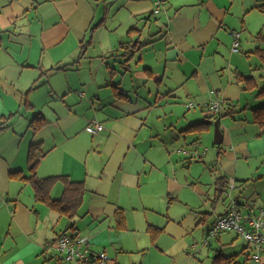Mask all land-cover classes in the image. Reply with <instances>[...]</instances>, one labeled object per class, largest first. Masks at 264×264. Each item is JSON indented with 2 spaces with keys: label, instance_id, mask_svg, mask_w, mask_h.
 Returning a JSON list of instances; mask_svg holds the SVG:
<instances>
[{
  "label": "crops",
  "instance_id": "1",
  "mask_svg": "<svg viewBox=\"0 0 264 264\" xmlns=\"http://www.w3.org/2000/svg\"><path fill=\"white\" fill-rule=\"evenodd\" d=\"M131 3L137 21L154 19L158 24L148 40L139 38L146 45L142 50L149 51L147 57L127 55L136 41L132 32L139 31L135 26L129 41L120 42L114 51L105 47L98 59H88L87 46L101 27L99 8L107 0H0V123L8 121L0 130V264H72L57 250L56 240L63 234L106 252L112 257L106 264H118L119 255L129 251L123 236L136 231L129 214H156L182 199L176 156L185 155L183 149L175 151L172 139L179 137L172 124L169 136L154 131L162 116L158 120L153 114L164 111L173 123L174 115L168 116L166 109L174 111L179 97H193L190 102L205 109L203 118L188 126L206 119L212 99L237 106L238 113L220 118V145L214 144L215 127L209 124L195 131L193 145L212 144L215 155L209 158L207 148L204 155L217 161V179L234 180L235 188L228 191L216 179L215 200L225 190L243 210L250 201L264 206V123H255L252 112L264 107V76L258 81L254 75L264 73V58L257 52L264 50V9L256 8L264 0ZM232 31L241 32L238 52L232 50ZM38 113L46 125L33 131L30 122ZM94 119L103 123L102 132L86 130ZM40 142L38 177L66 176L85 183L83 205L74 219L66 218L65 226V217L38 202L29 183L10 177L17 170L31 177L30 147ZM63 191V182H58L51 196L60 199ZM228 205L217 214L189 206L177 221L146 216L140 230L151 239L149 227L160 229L153 244L162 235L170 236L172 241L162 251L170 259L167 264H174L189 254L196 256L187 237L201 224H206L208 238L222 233L240 237L232 230L212 237L207 230ZM119 210L125 214L124 229L117 226ZM79 221L88 224L84 232ZM69 225L74 228L67 229ZM243 240V256L257 263L253 246Z\"/></svg>",
  "mask_w": 264,
  "mask_h": 264
},
{
  "label": "rangeland",
  "instance_id": "2",
  "mask_svg": "<svg viewBox=\"0 0 264 264\" xmlns=\"http://www.w3.org/2000/svg\"><path fill=\"white\" fill-rule=\"evenodd\" d=\"M132 0H107V5L102 4L99 8V18H101V27L95 31V41L91 45L87 46V58L88 59H98L103 55L104 48L107 47L109 51L116 50L119 47L120 42L129 41L128 33L131 32V28L137 27L139 31H133L132 33L136 39L142 38L148 40L147 34L149 31L155 33L158 31V24L153 22H143L137 21L132 14L133 3ZM162 17L159 18V22L162 23ZM99 21V20H98ZM138 39V40H137ZM118 42V45L116 43ZM135 41V42H136ZM142 41V40H141ZM121 49V48H119ZM149 52V51H148ZM147 50H142L139 58L142 54L147 57ZM111 54V53H110ZM84 59V58H83ZM256 66H261L260 60L255 59ZM256 68V67H254ZM254 75L261 81V76H264L263 72L254 71ZM264 79V78H263ZM195 100L191 97H179L174 106V111L171 109H166V114L174 115L173 123L169 122V118L165 119L164 111L153 112V114L159 120V114H161V119L159 122L154 123V131L160 132L163 135H170V124L175 128L176 136L179 138L173 139L174 149H185L191 151H197L199 155H204V149L207 148L210 153L208 157H211V153L215 155L214 146L209 143L198 144L196 148L193 145V140L196 138V130L186 131L188 122L196 120V118H203L205 109L196 108L194 110H187V102ZM194 102V101H193ZM172 112V113H171ZM197 115V116H196ZM183 128V130L181 129ZM158 138V137H157ZM157 144L159 140H156ZM207 152V151H206ZM205 152V153H206ZM176 154V152H174ZM177 155V154H176ZM178 159L180 167H178L179 175L182 179L183 190L181 195V201L171 204L170 209H165L162 212H146L144 210L137 212H131L129 214L130 222L134 221L133 228H136L135 232H131L125 237L124 243L126 248L129 250L127 252L121 253L120 260L118 264H167L170 259L167 254L164 253V248L166 245L172 241L170 236L162 235L158 244H153L148 234H146L142 229L140 230V225H143L146 216L155 217L159 222H163L164 218H172L176 221L181 219L189 210V206L198 210L201 208L203 211H208L209 213L214 212L217 214L224 209V204L227 206L230 199L234 197V194L229 192H223L218 200L214 197L217 195L216 188V160L212 161L207 159L206 154L203 158H192L189 162L186 156H176ZM214 158V157H213ZM211 160V161H210ZM204 203V204H203ZM212 214V213H211ZM209 215L210 219L214 215ZM209 218V217H208ZM209 220V219H208ZM67 224V219L65 218L61 225L65 226ZM80 229L83 232L88 229V224L78 222ZM206 224H201L199 227L195 228L192 232L188 234V239L191 245H197L196 256L189 254L187 259L181 258L179 262L175 261L174 264H212V258L216 253L221 250L225 255H236L240 254L245 247V241L240 236L237 237L235 233H222L220 237L208 238L205 235ZM208 239V246L204 247V242ZM160 245V247H158ZM90 248V247H89ZM91 251L99 252L97 248H90ZM106 253V252H105ZM193 252L192 254H194ZM108 259L112 258L106 253ZM245 257L240 256V260L243 261ZM117 264V263H116ZM248 264H255L252 260H248Z\"/></svg>",
  "mask_w": 264,
  "mask_h": 264
},
{
  "label": "trees",
  "instance_id": "3",
  "mask_svg": "<svg viewBox=\"0 0 264 264\" xmlns=\"http://www.w3.org/2000/svg\"><path fill=\"white\" fill-rule=\"evenodd\" d=\"M156 2V0H155ZM256 8L258 9H264V4L262 5H256ZM137 30V29H136ZM259 37V36H258ZM139 41H137L138 43ZM135 42V44H137ZM258 53H260L261 57L264 58V50L258 49ZM68 65L62 66L59 69H66ZM251 78H248L247 80H250ZM250 83V82H248ZM122 96L126 97L124 93H121ZM237 106L232 107L230 105V102H224V109L221 113L218 115H206V119L201 122L192 123L189 126L186 127V131H193V130H206L209 128V125L207 124V120H219L220 124V118L224 116H232L235 113H238V110L236 109ZM189 110V109H188ZM193 110V109H192ZM253 112V121L255 123H264V107H256L252 110ZM14 114H11L10 116H13ZM10 119V118H8ZM7 119V120H8ZM8 121H3L0 123V130H4L7 128L8 125H6ZM46 125V120L42 116L41 113L36 114L33 116L31 122H30V128L33 131H38L42 127ZM102 132V131H101ZM40 143H35L30 147L29 151V170L31 172V177L26 178L24 177V173L21 170L12 171L10 173L11 179H20L24 181L25 183H29L35 192V198L38 202L44 203L47 206H49L54 211L58 212L62 217H65L69 220L74 219L84 202V194L86 192V187L84 182H72L68 177L66 176H50L46 178H40L37 176L36 170L39 164L40 155L37 154V151L40 149ZM183 153V152H182ZM184 154V153H183ZM185 155V154H184ZM186 156V155H185ZM189 157V156H186ZM189 159H192L189 157ZM225 178L220 177L217 179V183H221L222 186H224L227 190L230 185L229 182L224 181ZM63 182L64 184V191L63 195L60 199H54L51 196V190L53 186L58 183ZM224 184V185H223ZM224 188V189H225ZM235 188V187H234ZM223 190L222 192H224ZM229 191V190H228ZM238 202L239 200L236 199ZM116 221L117 226L120 229H124L126 227V220H125V214L123 210H119L116 213ZM73 229V225H69L67 229ZM210 230V226H209ZM149 232L151 233V239L152 242H155L157 239V235L160 232V229L149 227ZM245 254V250H243L240 254L236 255H225L221 250H219L216 255L212 258V264H248L249 258H245L243 261L240 260V256ZM257 264V263H255Z\"/></svg>",
  "mask_w": 264,
  "mask_h": 264
},
{
  "label": "built area",
  "instance_id": "4",
  "mask_svg": "<svg viewBox=\"0 0 264 264\" xmlns=\"http://www.w3.org/2000/svg\"><path fill=\"white\" fill-rule=\"evenodd\" d=\"M163 0H156L157 6ZM232 50L238 52L241 44V32L232 31ZM224 102L218 99H212L207 108L208 115H218L224 109ZM196 102H188L186 108L189 110L196 109ZM86 130L89 133L96 134L104 130L103 123L94 119L87 125ZM182 152L191 158L200 156L198 152L183 149ZM235 187L234 180L230 181L228 190H233ZM247 209L243 210L240 202L235 198H231L228 209L223 216L218 217L210 225L209 235L216 237L221 232L232 230L242 236L253 246L254 254L252 256L255 262L260 264L262 255L264 254V206H258L255 202L246 203ZM57 250L62 257L72 264H106L108 257L105 252H93L90 248L81 241L76 240L69 234H63L57 238ZM208 241L204 242L207 245ZM191 250H197V245L194 244Z\"/></svg>",
  "mask_w": 264,
  "mask_h": 264
},
{
  "label": "water",
  "instance_id": "5",
  "mask_svg": "<svg viewBox=\"0 0 264 264\" xmlns=\"http://www.w3.org/2000/svg\"><path fill=\"white\" fill-rule=\"evenodd\" d=\"M137 43V41H136ZM207 124L209 125H214L215 127V141L214 144L215 145H220L222 143V139H223V129L220 127L219 124V120H207ZM209 230V226L208 229Z\"/></svg>",
  "mask_w": 264,
  "mask_h": 264
},
{
  "label": "flooded vegetation",
  "instance_id": "6",
  "mask_svg": "<svg viewBox=\"0 0 264 264\" xmlns=\"http://www.w3.org/2000/svg\"><path fill=\"white\" fill-rule=\"evenodd\" d=\"M146 45L139 40V42L137 44H133L132 48L128 50L127 55L130 58H134L140 55L142 49L145 47Z\"/></svg>",
  "mask_w": 264,
  "mask_h": 264
}]
</instances>
